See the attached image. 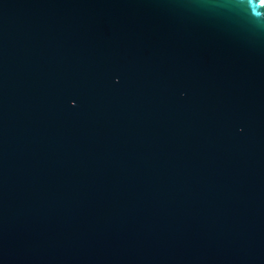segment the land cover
<instances>
[{"label": "water", "instance_id": "water-1", "mask_svg": "<svg viewBox=\"0 0 264 264\" xmlns=\"http://www.w3.org/2000/svg\"><path fill=\"white\" fill-rule=\"evenodd\" d=\"M0 264H264V0H0Z\"/></svg>", "mask_w": 264, "mask_h": 264}]
</instances>
